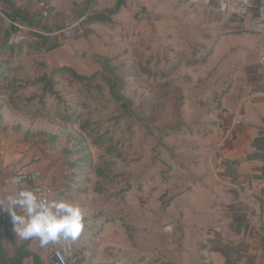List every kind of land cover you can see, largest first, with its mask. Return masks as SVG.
<instances>
[{
  "label": "rangeland",
  "instance_id": "1",
  "mask_svg": "<svg viewBox=\"0 0 264 264\" xmlns=\"http://www.w3.org/2000/svg\"><path fill=\"white\" fill-rule=\"evenodd\" d=\"M11 3H0V160L32 155L51 198L84 210L82 236L54 251L68 264L215 263L219 243L199 240L171 199L227 90L215 47L233 33L190 0ZM23 18L60 45L25 32L10 44ZM218 252L238 264L229 247Z\"/></svg>",
  "mask_w": 264,
  "mask_h": 264
},
{
  "label": "crops",
  "instance_id": "2",
  "mask_svg": "<svg viewBox=\"0 0 264 264\" xmlns=\"http://www.w3.org/2000/svg\"><path fill=\"white\" fill-rule=\"evenodd\" d=\"M198 8L215 14L210 22L217 18L220 33L235 35L222 36L215 47L229 81L217 109L204 119L211 120L209 130L199 133L194 149L181 159V188L171 200H178L185 219L194 222L199 240L219 243L208 249L215 253L213 264H229L218 252L223 246L237 254L238 264H264V34L213 7ZM40 168L32 155L9 154L0 160V194L14 187V173ZM74 242L42 248L38 240H22L9 214L0 210V264H54L53 251Z\"/></svg>",
  "mask_w": 264,
  "mask_h": 264
},
{
  "label": "clouds",
  "instance_id": "3",
  "mask_svg": "<svg viewBox=\"0 0 264 264\" xmlns=\"http://www.w3.org/2000/svg\"><path fill=\"white\" fill-rule=\"evenodd\" d=\"M0 194V210L9 214L13 230L22 240H38L40 247L61 240L76 241L85 230L84 210L67 199L49 198L41 188L24 186L21 177Z\"/></svg>",
  "mask_w": 264,
  "mask_h": 264
},
{
  "label": "built area",
  "instance_id": "4",
  "mask_svg": "<svg viewBox=\"0 0 264 264\" xmlns=\"http://www.w3.org/2000/svg\"><path fill=\"white\" fill-rule=\"evenodd\" d=\"M192 4L205 5L207 7H213L217 11L221 12L226 18H236L244 22L246 29L253 33L264 34V0H190ZM48 9H43L39 14V19L44 21L48 17ZM12 24H16L13 21ZM78 24V23H77ZM75 24L73 27H76ZM28 25V24H27ZM18 27V26H17ZM19 32L15 33L9 38V43H17L23 38V33L26 36H45L48 48L56 41L55 34L43 33L41 27L35 28L31 25L18 27ZM16 30V29H15ZM12 39H15L14 42ZM60 45V44H59ZM261 61H264V46L261 49ZM21 177L24 186L41 188L46 191V194L51 198L49 188L43 180V174L40 171L31 172H16L12 175ZM11 177V178H12ZM53 256L56 257L60 264H68L60 251H53Z\"/></svg>",
  "mask_w": 264,
  "mask_h": 264
},
{
  "label": "trees",
  "instance_id": "5",
  "mask_svg": "<svg viewBox=\"0 0 264 264\" xmlns=\"http://www.w3.org/2000/svg\"><path fill=\"white\" fill-rule=\"evenodd\" d=\"M0 3L3 4V5H6L8 7H11V9H13V5L11 3V0H0ZM123 4V1H118L115 5V8L111 11V15H115L119 12L120 10V6ZM17 13V12H16ZM100 20L102 21H109V18H101ZM23 22H26L28 25H31L35 28H38L39 27V22L38 23H35L34 21L32 20H28V19H25L23 18ZM47 41V39H45V42ZM59 45L56 43V41L51 45L50 50L52 49H55L57 48ZM117 97V96H116ZM118 98V97H117Z\"/></svg>",
  "mask_w": 264,
  "mask_h": 264
},
{
  "label": "water",
  "instance_id": "6",
  "mask_svg": "<svg viewBox=\"0 0 264 264\" xmlns=\"http://www.w3.org/2000/svg\"><path fill=\"white\" fill-rule=\"evenodd\" d=\"M52 261H53L54 264H60L59 261H58V259L56 257H53L52 258Z\"/></svg>",
  "mask_w": 264,
  "mask_h": 264
}]
</instances>
